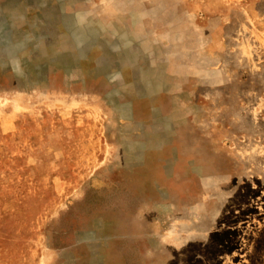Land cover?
<instances>
[{"label": "rangeland", "instance_id": "rangeland-1", "mask_svg": "<svg viewBox=\"0 0 264 264\" xmlns=\"http://www.w3.org/2000/svg\"><path fill=\"white\" fill-rule=\"evenodd\" d=\"M0 264H264V0H0Z\"/></svg>", "mask_w": 264, "mask_h": 264}]
</instances>
